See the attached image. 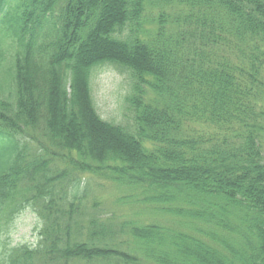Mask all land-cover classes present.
Returning <instances> with one entry per match:
<instances>
[{
  "label": "trees",
  "instance_id": "obj_1",
  "mask_svg": "<svg viewBox=\"0 0 264 264\" xmlns=\"http://www.w3.org/2000/svg\"><path fill=\"white\" fill-rule=\"evenodd\" d=\"M263 95L264 0H0V264H264Z\"/></svg>",
  "mask_w": 264,
  "mask_h": 264
},
{
  "label": "rangeland",
  "instance_id": "obj_2",
  "mask_svg": "<svg viewBox=\"0 0 264 264\" xmlns=\"http://www.w3.org/2000/svg\"><path fill=\"white\" fill-rule=\"evenodd\" d=\"M158 9H152L146 7L143 15V20L148 26L152 16ZM127 74L119 71H115L112 68H105L101 70L94 81V99L97 105V109L102 118L107 119H118L117 107L123 98L126 87H125V76ZM264 98V95H263ZM264 104V101H263ZM264 108V105H262ZM261 149L264 151V133L261 137ZM99 187L102 190L98 193L104 199V211L112 212L123 210L122 207H117L107 198V194L110 191L108 186ZM111 187V186H110ZM93 188H96L93 185ZM40 228V221L36 215L30 209H23L14 219L0 231V258L4 251L9 247L17 245L27 244L29 246H35L38 240V231Z\"/></svg>",
  "mask_w": 264,
  "mask_h": 264
}]
</instances>
